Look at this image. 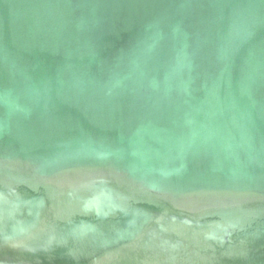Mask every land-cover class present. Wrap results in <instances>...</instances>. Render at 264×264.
I'll return each mask as SVG.
<instances>
[{
	"label": "water",
	"instance_id": "1",
	"mask_svg": "<svg viewBox=\"0 0 264 264\" xmlns=\"http://www.w3.org/2000/svg\"><path fill=\"white\" fill-rule=\"evenodd\" d=\"M0 264H264V0H0Z\"/></svg>",
	"mask_w": 264,
	"mask_h": 264
}]
</instances>
